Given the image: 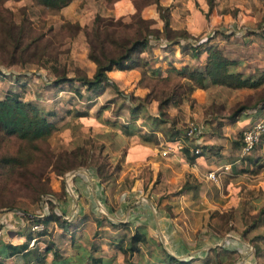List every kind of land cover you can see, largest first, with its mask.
<instances>
[{
    "label": "crops",
    "instance_id": "0c3cea01",
    "mask_svg": "<svg viewBox=\"0 0 264 264\" xmlns=\"http://www.w3.org/2000/svg\"><path fill=\"white\" fill-rule=\"evenodd\" d=\"M77 1L72 0L59 11V15L65 16L66 10L75 3H78L77 7L80 6L81 2ZM101 2L106 9L94 13L93 18L99 15L126 19L135 12L131 0ZM158 5L167 10L165 31L172 34L185 33L191 39L200 37L199 40L208 38L205 35L216 30L217 26L230 29L234 33L231 39L240 37L244 31H249L245 26L254 27L262 16V12L255 9L256 4L252 8L242 4L220 8L219 0H212L211 6H208L207 0H159ZM140 16L152 22V29L162 32L164 22L159 17L156 4L144 5L140 9ZM70 23H75L80 28L88 27V24L85 25L80 20ZM79 34L82 32L77 36ZM210 38L209 45H217V36L211 34ZM165 39L163 35L159 40L150 41V48L141 54L143 59L149 61V74L162 75L161 71L156 70H163L168 62L175 67L204 66L205 53L193 58L181 53V38L174 37L172 43L178 41L179 44L173 48L165 47L170 44L167 40L164 42ZM86 55L85 64L91 70L90 75L79 66L75 68L83 71L87 79H91L94 65L87 61ZM255 57L256 55L251 56V61ZM251 61L248 60L245 65H250ZM238 65L236 71L244 76L255 75L256 69L260 68L256 67L244 74L241 71L244 63L238 62ZM107 77L109 83L121 90L120 94H125L117 100L123 106L120 107L122 111L118 113L116 109L113 112L116 101L105 106L98 102L108 93L109 89L106 87L100 93L101 96L87 101L93 104L91 109L97 108L96 105L100 106L94 116L86 113L80 118L76 114L73 117L92 126L89 128V137L104 146L112 163L116 164L117 171L110 180L100 183L94 168H78L67 176L69 190L64 189V193L60 192L59 182L67 177L64 176L62 180L53 179L51 190L54 196L49 197L50 207L56 217L67 223V227L63 229L50 223L47 234L42 236L35 235L37 232L31 229V240L27 250L21 254L7 256L5 247L22 244L25 241L23 234L27 233L28 226L13 213L0 212V263L33 264L32 253L42 252L49 243L51 252L46 255L45 264H91V258H100L103 264H124L125 256L119 249L125 250L129 238L138 231L145 234L150 244L146 250L137 247L148 264H165L160 250L178 261H191L190 264H264V210H260L264 205V136L249 155L241 156L240 143H236L230 134L231 130H238L241 137V133L264 113V108H260L261 104L252 106L234 119L228 118L226 122L217 118L220 122L217 125V149L213 151V141L207 139L204 142V127L201 125H197L201 136L198 141L182 139L184 131L178 129L179 119L175 118L173 112L185 109L187 96L198 105L203 104L205 96L214 89H217V93L231 90L216 87L188 91L184 87L178 102L165 108L166 114L172 118L167 121L166 129L174 128L180 132L176 140L168 141L163 134L156 133L157 145L141 144L136 136L126 137L117 128L128 124L129 117L123 114L128 115L130 95L142 99L147 93L144 88L139 87V73L134 70H112L107 73ZM217 102L222 106L220 97H217ZM115 112L118 114L112 117L110 114ZM140 113L135 125L144 129L141 126L144 116L146 119L159 115L157 103L150 101ZM63 131L66 133L68 130ZM196 148L201 149V153L190 162ZM208 171L216 173L215 183L204 178ZM242 185L249 192H258L249 198L245 210L241 208L243 205L239 203L235 192ZM42 212L44 216H48L46 205L42 207ZM245 212L253 220L248 225L243 222ZM224 217L227 218L226 221L222 220ZM197 218H206L204 232L207 234V246H202L195 239L192 241L190 237L191 233H197ZM89 231L93 232L92 237ZM109 234L114 240L110 246L98 244L109 238ZM119 241H122L121 244H118ZM103 249L111 253L103 254ZM220 250L226 251V254L215 258V251L218 253ZM52 252H58L60 260L53 261ZM133 256L136 254L133 253Z\"/></svg>",
    "mask_w": 264,
    "mask_h": 264
},
{
    "label": "rangeland",
    "instance_id": "374dc122",
    "mask_svg": "<svg viewBox=\"0 0 264 264\" xmlns=\"http://www.w3.org/2000/svg\"><path fill=\"white\" fill-rule=\"evenodd\" d=\"M78 1L81 2V5L77 7L78 3H75L72 7L73 9L69 7L64 13L65 16L59 15L56 9L40 5L35 0H4L0 2V100L9 93L18 94L22 102L37 107L41 115L53 113V117H47V121L53 123L56 128L61 129L53 133L45 142L33 143V148L30 144L28 145L15 138H4L0 134L1 211L9 210L11 207L25 208L30 212L37 211L38 208H33L31 205L39 203L42 195L48 191L49 187L51 188L53 179H56L53 172L55 167H63L70 164L67 159L64 160L63 158L67 149L78 145L82 150L89 152V154H98L99 141L89 137L91 136V129L89 130V128L92 126L85 121L79 122L73 115L76 113L86 115L88 113V116H94L100 106L96 105L97 108L91 109L93 104H89L87 101H91L101 96V94L98 95L96 94L97 92L88 91L78 83L56 84L57 78H55L51 70L65 71L66 76L60 75V79L68 77L72 79L73 76L77 75L74 72L75 66L81 67L90 75L91 70L85 64V55L88 49L85 40L82 34L72 37L74 31L66 28V24L73 20H80L85 25L88 24L87 28L89 29L93 22L94 13H100L101 9H106V7L101 0ZM234 4H242L248 8H252L256 4L255 9H259V13L262 12L261 19L257 25L254 27L245 26L249 31H244L242 36L232 39L230 37L234 36V33L227 29L226 26L215 27L216 30L209 31L205 37L209 38L211 34L217 36V45L213 44V46L227 60L236 63L243 62L245 65L248 60L251 61V56L256 55L255 61L252 60L250 65L241 66V71L246 74L250 73L252 69L260 67L255 71L257 74V72L264 71V69L261 70L264 67V0H219L220 8ZM123 22L136 27L134 26L136 21L129 18L124 19ZM5 23L8 25L7 29L4 26ZM20 28L24 29L23 34L25 37L35 39L39 35H44V40L32 45L25 54L20 56L17 53L14 56L12 37L19 33L17 30ZM227 30L230 32L227 33ZM126 34L131 35L130 32ZM164 36L166 38L164 42L168 41L171 44L174 40V34L169 31H166ZM46 40L55 44L52 47L55 51L52 49L48 50L49 55L58 54L55 62H53V56H49L50 58L41 56L42 46ZM184 42L192 45V47L196 46V43L191 40ZM185 44L181 43L179 45L180 49ZM169 80L166 83L155 79L146 83L151 88H154L155 95L159 96L161 94V96L168 97L172 92L170 87L176 83L177 79L172 76L169 77ZM107 88L109 89L108 93L98 102L105 106V104L116 101L112 110L114 112L117 109V112L120 113L122 111L120 107L122 108L123 106H120L121 104L117 103V100L118 98H123L122 95L125 94L123 92L120 94L121 90H118L112 83ZM263 96L264 88L222 93H217V89H214L205 96L203 104L197 105L187 96L185 98V109L173 113L175 118L179 119L177 123L178 129L181 131H185L187 127L191 126H203L204 142L207 139L213 141L212 144L214 143L213 145H215L213 146L215 147L213 151H215L217 149V125L220 123L217 118L226 122L235 109L252 107ZM217 97L222 99V106L217 102ZM165 111L166 109H163L165 113L164 119L171 121L172 118ZM117 112L110 115L114 117L118 114ZM123 115L125 117L128 116L125 113ZM143 118L145 119V116ZM186 120L188 121L186 122ZM65 126L68 127L66 133L62 129ZM141 131L145 132L146 130L141 129ZM237 131L231 130L230 134L234 141H237L236 143H240V132ZM207 146L210 145L207 144ZM4 160H8L9 163L3 164L2 161ZM98 163L103 165L101 160ZM75 170L77 168L67 172L64 176L67 177L70 172ZM68 179L69 177L64 178L63 182H59L61 189L69 190ZM235 192L238 194L239 203L243 205L241 208L244 210L247 209L246 205L249 203V198L258 194V192H249L245 185L238 186ZM262 209L264 210V205L260 208L261 211ZM247 212H245V218L243 216V222L248 225L253 220L246 216ZM205 219L197 218V233H191L190 235L192 241L195 239L202 246L209 245L205 241L207 236L204 232ZM36 227H39L37 228L38 230L33 231L39 232L41 227ZM89 233L90 237H92L93 232L89 231ZM109 235V238H106L105 241H100L98 244L110 246L114 240L111 239L112 235ZM116 241L117 238H115V247H117ZM121 242L119 241L118 244H121ZM101 252L107 255L111 253L109 250L104 249ZM136 258L133 254L125 256V260L129 262H134Z\"/></svg>",
    "mask_w": 264,
    "mask_h": 264
},
{
    "label": "trees",
    "instance_id": "16d2710c",
    "mask_svg": "<svg viewBox=\"0 0 264 264\" xmlns=\"http://www.w3.org/2000/svg\"><path fill=\"white\" fill-rule=\"evenodd\" d=\"M4 1V0H0ZM42 6L56 9L58 12L65 6H67L72 0H35ZM116 0H105L106 3H113ZM135 6V12L129 16L130 20L136 21V27L131 24L123 22L124 19H114L95 15L91 27L80 28L77 24L68 23L66 28L73 30V36H76L79 32H82L85 43L87 45L86 59L89 63L94 65V73L91 79H87L84 72L78 68H74L75 76L71 78L60 79L61 76H66L65 71L51 69L54 73L56 84L61 83H73L77 82L81 87L88 91L97 92L100 94L106 87L110 86L107 73L112 70L118 71H130L134 70L139 73V87L144 88L147 93L142 98H135L130 95L131 106L128 108V124L120 125L119 128L126 137L136 136L141 144L157 145L158 141L156 133L163 134L168 141H175L180 134L174 128L165 127L167 121L165 118V109L169 104L175 105L180 98V92L184 87L188 88V91L192 89L208 90L211 88H224L231 91L238 90H255L264 88V71L252 76H244L236 71L238 63L227 60L221 54V52L213 45H209L210 37L199 40V38L191 39L185 33H174V37L182 39V43L185 44L183 39H189L196 43L195 47L190 44H185L181 49V53L189 55L193 58L198 57L200 54H206V60L204 66L201 68L181 66L175 67L168 62L166 66L161 70L160 68L156 72L161 71V76L156 73L149 74L148 66L149 61H146L141 57V54L150 48V41L159 40L167 28V10L158 5L159 0H131ZM156 4L159 17L163 20L162 32H158L152 29V22L144 20L140 16V9L147 4ZM208 6L212 5V0H207ZM7 29L8 25L4 24ZM19 33L12 37V51L15 56L25 54L28 49L36 43L44 40V35H39L35 39L24 36V29L17 30ZM30 31V29H29ZM130 32L131 35L126 33ZM53 44V45H52ZM179 44L175 41L169 46L173 48ZM55 44L46 40L42 46L41 56L49 57L53 56V62H55L56 54L49 55L48 50L52 49ZM54 50V49H52ZM55 51V50H54ZM50 58V57H49ZM175 77L176 83L170 87L171 95L168 97L161 96V94L155 95L154 88L150 87L146 82L159 79L167 83L169 77ZM158 77V78H157ZM155 78V79H154ZM119 93V92H118ZM150 101L157 103V111L159 115L157 117H147L142 123V127L146 130L142 132L140 127L135 125L141 110L145 104ZM261 104L260 108H264V96L260 98L254 105ZM251 109V107H240L235 109L229 119H234L241 115L243 112ZM81 113H76V117H83ZM47 117H53V113H46L44 116L40 114L37 107L32 104L22 102L18 94L9 93L2 100H0V134L4 138H15L18 141L30 144L33 148V143L45 142L53 133L60 131V128H56L53 123L47 121ZM106 125V124H105ZM113 127V126H112ZM68 129V127H63ZM167 130V131H166ZM182 134V139H183ZM185 139V138H184ZM178 140V139H177ZM66 154L63 155L64 160L70 163L68 166H58L53 170L56 179L62 180L64 175L75 168H94L98 180L100 183L107 182L112 178V175L117 171V166L112 163L105 148L100 144L98 154H89L85 150H82L78 145L74 148L67 149ZM199 154L190 158V162H193ZM55 159V158H54ZM60 159V157H59ZM103 162V165L99 164V161ZM73 161V162H72ZM3 164L9 163L8 160L2 161ZM72 163V164H71ZM16 164V163H15ZM18 164V163H17ZM53 167V165H52ZM61 193L64 190L61 189ZM54 196L51 188L42 195L39 203L31 205L33 208H38L37 211L30 212L25 208L11 207L9 210L0 212H11L18 218L23 220L27 227V233H24L25 241L16 246L6 245V255L12 256L21 254L27 250L29 241L31 240L32 228L40 226L42 230L35 233L37 236L46 235L50 223L56 224L59 228L65 229L67 223L56 217L53 212L49 197ZM46 205V209L49 210L48 216H44L42 207ZM226 221L227 218H222ZM149 241L146 239L145 234L135 231L129 238L126 249H119L124 256L135 253L136 262H129L124 259V264H148L141 251L137 250L140 246L144 250L149 248ZM51 252V244L47 243L42 252H33V264H45V257ZM163 255V261L165 264H190L189 262L178 261L171 256L167 255L163 250H160ZM226 251L220 250L218 253L215 251V258L223 257ZM53 261L60 260L58 252H52ZM91 264H103L100 258H91ZM2 264V263H0ZM217 264V263H216Z\"/></svg>",
    "mask_w": 264,
    "mask_h": 264
},
{
    "label": "built area",
    "instance_id": "2783aa9c",
    "mask_svg": "<svg viewBox=\"0 0 264 264\" xmlns=\"http://www.w3.org/2000/svg\"><path fill=\"white\" fill-rule=\"evenodd\" d=\"M264 136V113L257 119L252 125L245 129L241 133L240 137V154L241 156L249 155L260 138ZM183 137L190 141H198L200 138V129L197 126L187 127L183 132ZM201 149L196 148L193 151L194 155L200 154ZM204 178L208 181L215 183L217 181L216 173L213 171H208L205 173ZM39 227H34L32 230H38Z\"/></svg>",
    "mask_w": 264,
    "mask_h": 264
},
{
    "label": "water",
    "instance_id": "95a60500",
    "mask_svg": "<svg viewBox=\"0 0 264 264\" xmlns=\"http://www.w3.org/2000/svg\"><path fill=\"white\" fill-rule=\"evenodd\" d=\"M70 174H72V173H70Z\"/></svg>",
    "mask_w": 264,
    "mask_h": 264
}]
</instances>
